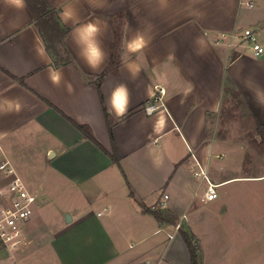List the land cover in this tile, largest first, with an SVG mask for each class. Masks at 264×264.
Masks as SVG:
<instances>
[{"label":"crops","instance_id":"crops-1","mask_svg":"<svg viewBox=\"0 0 264 264\" xmlns=\"http://www.w3.org/2000/svg\"><path fill=\"white\" fill-rule=\"evenodd\" d=\"M47 1L59 18L67 5L78 14V21L68 24L60 18L69 27L65 43L73 57L60 66L46 50L28 6L19 11L0 0V99L19 98L22 106L19 112L0 114V158L14 169L19 158L31 160L24 151L30 147L23 149L18 139V134L30 135L35 151L28 165L36 167V192L69 188L68 197L81 205L57 208L51 232L33 213L26 224L28 244L15 250L1 246L0 264H191L177 224L193 234L198 264L261 261L264 217L251 222L249 208L236 201L246 196L244 191L225 196L218 188L226 182V170L233 181L253 183L264 197V158L251 155L248 141L251 127L258 132L257 123L264 125V51L254 55L242 35L250 29L264 49V0H254L246 17L239 0ZM112 20L123 31L120 62L98 87L94 79L112 49ZM88 21L100 23L107 53L95 70L79 55L73 38L77 23ZM137 31L150 44L129 54L125 45ZM221 32L236 36L218 38ZM41 47L44 54L38 55ZM53 68L62 72L58 86L49 79ZM150 103L156 108L148 113ZM104 107L116 119L112 137ZM63 114L87 124L106 151L114 145L119 164ZM259 142L264 146L261 137ZM224 156V162L216 160ZM197 164L205 169L206 182L194 184ZM210 182L217 197L202 201ZM4 183L0 173V189ZM164 194L163 210L173 217L158 221L145 208ZM224 197L233 205L225 211L229 221L221 223L216 219L224 209L217 204ZM260 208L264 214V204ZM206 220L209 243L201 232ZM224 230L227 242L222 244L219 231ZM132 243L134 251L128 254L125 247Z\"/></svg>","mask_w":264,"mask_h":264},{"label":"rangeland","instance_id":"rangeland-1","mask_svg":"<svg viewBox=\"0 0 264 264\" xmlns=\"http://www.w3.org/2000/svg\"><path fill=\"white\" fill-rule=\"evenodd\" d=\"M251 11H252V7L246 8L244 5H242L240 14L241 16H244V17H246V15L250 16ZM259 137L261 136L259 135L258 132L255 131L254 127L252 126L248 133V141L250 142V145L252 147L251 155L254 154V156H259L262 159L264 158V146H262L261 142H259ZM18 139H19V145H21L23 149L30 147V149L28 148L29 150H24V151H26L25 153L29 155L31 160H26V158L21 160V158H19L18 160L19 165H15L16 166L15 170L17 174L20 176V178L22 179V181L24 182V184H27L31 192L36 194L37 193L35 189L36 179L34 178L35 176L34 173H32L33 172L32 169H35L36 167L35 166L30 167L28 165L29 162L34 161L33 160L34 155H32V152L35 151L34 149H32L34 145V141L33 139H31L30 135H27L25 133L18 134ZM226 159H227L226 156L216 158V160L220 162L222 161L224 162ZM36 175H39V174H36ZM223 176L224 177H222V179H226V182L223 185H221L218 188V190L220 192H224L225 196H226V192H229L232 194V193H235L236 191H244L245 194L247 193L246 196L236 198V201L240 203L239 206L241 207L245 206L249 208L250 210L249 217H250L251 222L254 221L255 216L257 217L261 216V218L264 217V214L259 212L261 210L260 208L261 205L264 204V197H262L258 188L253 183L237 181V180L233 181V179L230 178V174H228L226 170L223 172ZM192 179L193 181H195L194 184L200 183L202 182V180L206 182L204 178L193 177V175H192ZM49 185L51 186V184L49 183L47 184V187ZM45 187H46V184H45ZM70 192H72L71 189L62 188L57 193L53 192L54 194H52V191L49 193L48 188H46V190L44 189L43 191L37 193L35 195L36 201L33 204V213L35 212L37 213L38 219L40 221L39 223H44L45 225H47L48 229L49 227L51 229L52 225L55 224L56 219L59 216V213H58L59 209L57 210V208H59L60 206H63V207H67L70 209H74L80 206L81 204L78 200L68 197L67 194ZM231 199L224 197L220 201V203L217 204L218 206H220V208L224 209V213L218 216V219H216L217 221L221 223H226L229 221L230 215L227 213L225 214V211L227 208H229V206L233 205V201H231ZM216 220L214 222H216ZM204 223L205 224L203 225L201 232H203L205 240L209 243L212 239L211 223L208 220H206ZM50 229L49 231L51 232L52 229L51 230ZM219 232H220L219 237H221L220 239L222 241V244L226 243L227 242V236L225 235L226 231L224 230L223 232L222 231H219ZM46 234L47 235L44 236L45 233H43L42 236H44V238H48L50 236V233L48 232ZM125 250H126V253L131 254V252L134 251V243H132L131 246L127 245L125 247ZM250 264H264V257L261 258V261L259 262L252 261Z\"/></svg>","mask_w":264,"mask_h":264},{"label":"trees","instance_id":"trees-1","mask_svg":"<svg viewBox=\"0 0 264 264\" xmlns=\"http://www.w3.org/2000/svg\"><path fill=\"white\" fill-rule=\"evenodd\" d=\"M27 6L30 10V13L35 20L36 26L40 32V35L45 43L46 50L53 56L54 63L57 66L64 65L73 61V57L68 50L65 37L69 32V27L64 25L59 18L58 10L51 7L47 0H27ZM117 21V20H116ZM115 20H112V27L114 33V39L112 42L111 53L109 54V60L105 67V69L96 75L94 82L99 87V82L104 76L105 73L111 71H116V68L120 62L119 59V50H117L120 44V41L123 37V31L121 29V25L118 24ZM118 47V48H117ZM18 80L22 81V78ZM138 107L129 109L126 113H124L121 117H127L133 112H135ZM105 117L107 121L108 131L111 136V127L116 120L111 117L104 107ZM69 121H71L82 133V135L91 141H93L99 148L106 151L103 145L94 137L89 126L85 123H78L67 115L63 114ZM256 130L260 134L262 140H264V125L257 123ZM112 137V136H111ZM113 162L119 164L120 156L118 155L115 146H112L111 151H106ZM155 204L151 207H146L145 210L150 212L158 221H165L168 219H172V215L163 210ZM178 231L184 240L189 255L191 264H198V245L193 236V234L187 230H185L181 225L178 227ZM3 246L0 241V247Z\"/></svg>","mask_w":264,"mask_h":264},{"label":"built area","instance_id":"built-area-1","mask_svg":"<svg viewBox=\"0 0 264 264\" xmlns=\"http://www.w3.org/2000/svg\"><path fill=\"white\" fill-rule=\"evenodd\" d=\"M239 2L247 8H251L255 4L254 0H239ZM242 35L252 43L254 55H259L264 51L256 43V37L250 29H244ZM234 36H236L234 32H221L218 38H233ZM216 42H218V39ZM158 91L161 93L162 89L160 88ZM155 108L156 105L150 103L145 106V111L151 113ZM0 173L5 179V183L0 189V241L5 248L15 250L28 244L26 224L33 214V204L36 201V196L26 187L10 162L3 157L0 158ZM192 174L195 177H205L206 171L197 164L196 168L192 170ZM216 197V188L210 182L207 184L201 200L211 201ZM166 198L167 195L164 194L158 202L159 207H166ZM176 226L179 227L180 225L177 224Z\"/></svg>","mask_w":264,"mask_h":264},{"label":"clouds","instance_id":"clouds-1","mask_svg":"<svg viewBox=\"0 0 264 264\" xmlns=\"http://www.w3.org/2000/svg\"><path fill=\"white\" fill-rule=\"evenodd\" d=\"M5 3L10 7L23 11L27 8V0H5ZM60 18L64 24L70 21H78V14L71 5L65 6L60 12ZM101 26L98 21H88L85 23H77L73 29L74 42L80 49L79 55L83 58L88 67L95 70L100 68L107 59V53L102 46ZM150 41L145 39L144 35L137 31L136 34L127 41L125 47L129 54H136L142 52ZM38 55L44 54V49H37ZM129 72H132L131 66L128 67ZM139 68L136 69L135 74H138ZM49 79L53 85H59L62 79V72L58 69L49 70ZM19 98L4 97L0 99V114L8 115L13 111L19 112L21 110Z\"/></svg>","mask_w":264,"mask_h":264},{"label":"water","instance_id":"water-1","mask_svg":"<svg viewBox=\"0 0 264 264\" xmlns=\"http://www.w3.org/2000/svg\"><path fill=\"white\" fill-rule=\"evenodd\" d=\"M64 218H65L66 221L70 220V216L68 214H65Z\"/></svg>","mask_w":264,"mask_h":264}]
</instances>
